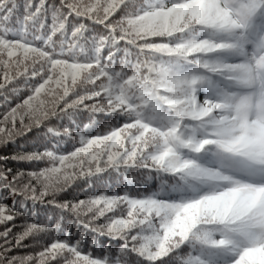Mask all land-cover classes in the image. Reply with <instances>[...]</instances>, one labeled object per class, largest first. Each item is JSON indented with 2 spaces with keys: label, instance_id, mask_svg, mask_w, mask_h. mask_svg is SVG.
Masks as SVG:
<instances>
[{
  "label": "snow or ice",
  "instance_id": "1",
  "mask_svg": "<svg viewBox=\"0 0 264 264\" xmlns=\"http://www.w3.org/2000/svg\"><path fill=\"white\" fill-rule=\"evenodd\" d=\"M130 3L131 0H59V6H52L54 19L51 26H48L45 19L48 11L46 0H39L38 3L28 0L24 15L18 22L20 27L12 28L10 24L17 4L15 0H0V89H4L17 77L27 74V61H31L33 65L32 76L46 73L47 77L34 88V95L0 119V143L6 138L11 141L21 132L31 130L33 125L24 123V114L20 115V127L17 128L18 110L31 108L32 101L42 91L52 95L51 102L57 107L51 111H43L42 116L37 115V126L42 119L55 116L58 112L71 117L81 109L93 115L106 113L128 118V113L132 111L129 107L132 99L126 96L124 85H131L137 80L142 69L148 73L146 81L153 75L159 76L160 83L166 84L164 91L174 95L156 97L152 111L158 114V118L167 121L196 120L198 117L220 113L222 118L216 132L221 137L220 140L198 139L197 133L181 124L179 129L159 132L163 145H153L155 150L150 152L146 143L141 146L146 126L129 118L132 122H125L108 135L87 139L86 147L76 148L70 156H59V163L64 165L70 157L86 155L89 157V164H96L94 172L89 168L87 175L101 173L105 168L118 170L123 164L154 170L157 177L162 173L170 174L184 182L190 177L206 174L210 179L219 178L231 186L220 192L207 193L189 200L182 199L179 202L160 199L155 194L146 198H130L127 195L97 196L90 201L62 207L78 214V210L87 204L88 212L93 213V220L107 218L105 225L93 227L88 223L84 226L101 235L123 240L119 251L125 255L136 254L138 258H142L139 264H155L157 261L166 264L160 258L168 256L173 249L188 244L200 223L202 213H212V218L218 219L226 228L221 234L224 239L220 246L230 251L229 264H244V258L250 252L264 253V195L256 197L257 192L264 193V0H171V6H166L164 0H159L158 3L149 0L145 6L113 23L110 17L118 9L127 8ZM72 17L76 18L77 24L72 26L67 51L62 46L59 53L49 52L34 44V41L39 40L49 44L58 33L64 35ZM83 20L103 25L109 33L92 39L93 53L90 57L84 52L88 37ZM46 28L47 33L44 31ZM29 29L41 34L28 39ZM194 29H198L200 35L185 39L183 34ZM177 34L181 39L173 43L172 37ZM150 37H167L169 42H149ZM67 39L65 35V40ZM120 41H126V45L138 49V53L147 51L168 56L194 67L185 71L180 66L166 64L163 60L158 64L149 59L143 62L138 60L131 65L132 75L125 79L123 71L110 68L115 53L109 50L107 57L101 55L105 46L119 50ZM123 51L125 60L122 61V69L125 63L130 64L127 57L132 54L127 46ZM196 53L214 55L193 57ZM5 55L7 59L3 58ZM78 55L83 59H77ZM40 61L43 63L36 68L35 65ZM21 65H25L23 71ZM101 78H106L107 84L101 82L99 90L93 88L76 91L83 84L95 85ZM151 83L154 85L156 81ZM155 91L153 88L147 94L151 96ZM201 91L205 93L202 103L198 99ZM70 94L75 98L72 99ZM95 98H100V101L86 103ZM160 101L169 109L176 110V116L173 117L171 111L164 113ZM254 107L259 109L262 118L250 123L248 116ZM233 113L235 120L242 121V134L239 136H233L235 124L229 120ZM26 114L31 119L32 113ZM134 128L140 130L134 134ZM48 131L52 132V129ZM65 134H68L67 130ZM226 137L230 139H224ZM125 141L131 144V148L124 146ZM212 145L220 150L216 155L222 167L226 165L244 170L258 177L259 183H241L231 175H221L219 170L210 172L202 168L194 158H185L186 151L199 156L210 150ZM92 146L100 151H89ZM105 154V167H101L100 161ZM45 157L55 159L53 152L47 149L43 153L36 152L17 158L32 161ZM83 163L81 160V164ZM60 171L59 167H52L29 173L28 183H23V173L8 179L11 170H0V190L7 188L13 196L19 194L30 198L34 204L43 203L48 195L54 196L49 183L50 173ZM80 174L85 175L83 172ZM69 179L71 177L65 176L64 182L67 183ZM172 190L175 192L182 189L174 186ZM121 203L127 205V219L108 217L107 214L114 213L116 206ZM21 214L22 209H17L15 201L10 207L0 204V224L11 222ZM141 216L142 218L137 219ZM153 216L158 220V226L153 222ZM138 225H147L150 234H132V230ZM45 231L46 228L35 223L27 225L15 238V245L21 246L25 238ZM9 232L10 230H5L0 233V239L8 242ZM209 238L208 233L203 234L204 241ZM81 243V240L55 241L37 257L28 255L19 258L8 256L12 249L6 244L0 246V264H57L61 254L65 253L64 264H126L122 256L93 258L89 254H82ZM181 264L203 262L188 258L181 260ZM208 264H212V261L209 260Z\"/></svg>",
  "mask_w": 264,
  "mask_h": 264
},
{
  "label": "trees",
  "instance_id": "2",
  "mask_svg": "<svg viewBox=\"0 0 264 264\" xmlns=\"http://www.w3.org/2000/svg\"><path fill=\"white\" fill-rule=\"evenodd\" d=\"M15 2L17 4V9L13 15L10 27L19 28L20 24L18 22L24 15L25 4L28 0H15ZM32 2L38 3L39 0H32ZM148 2L149 0H131L127 8L118 9L110 19L113 23H117L122 18H126L129 14L134 13L137 8L145 6ZM151 2L158 3L159 0H151ZM164 2L166 6H171V0H164ZM46 5L48 8L45 18L46 24L51 26L54 19L52 6H59V0H46ZM82 22L86 25L85 32L88 37V43L85 46L84 52L90 57L93 53L92 39H98L100 35L107 36L109 33L103 25L95 24L90 20H83ZM76 24V18L72 17L70 18L64 35L58 33L52 38L49 44H45L43 40L34 41V44L38 47L45 48L49 52L59 53L62 46L65 51H67L68 41L71 40L70 33L72 26ZM44 31L47 33L48 29L46 28ZM40 34L41 33L29 29L28 39H32L33 35ZM65 35L68 37L67 40H65ZM199 35L200 32L198 29L183 34L185 39H190ZM180 39L181 37L177 34V36L172 37V42L175 43ZM149 40V42L155 43L169 42V38L167 37H150ZM126 46L130 49L132 54L127 57L130 64L125 63L122 69V61L125 60L123 49ZM109 50L115 53V59L110 65V68L115 71H123L125 79L127 76L130 77L132 75L133 69L131 65L135 64L138 60L143 62L145 59H149L157 64L160 60H163L166 64H171L173 66L178 65L185 71L194 67V65L187 64L183 60L178 61L175 58L170 59L168 56H159L158 54L147 51L145 53H138V49L126 45V41H120L119 50L110 49L109 46H105L101 53L102 57H107ZM212 55L214 54L196 53L193 54V57L198 58L200 56ZM193 57H190V59ZM3 58L7 59V56L5 55ZM77 59H83V57L78 55ZM40 63H43V61L37 63L35 67L39 68ZM26 64L28 67L26 75L17 77L4 89H0V119L12 108H16L29 96L34 95V88L40 83H43V80L47 78L46 73L32 76V62L27 61ZM24 67L25 65H21V71L24 70ZM0 74H2V72H0ZM147 76V71L142 69L137 80L131 85H124L126 96L132 99V103L129 105L132 111L128 113V118L106 113H97L93 115L91 112L81 109L71 117L58 112L55 116L42 119L41 123L37 126L35 124V117L37 115L42 116L43 111H51L52 108L57 107L51 102L52 95L44 91L32 101L31 108H21L18 110L16 121L17 128L19 129L20 127L19 117L21 114H24V123H31L33 126L30 131L25 130L21 132V134L15 136L11 141L6 138L4 142L0 143V170H11L8 179H12L13 176L23 173V183H28L29 173H35L52 167H59L61 171L58 173H50L49 183L52 186L54 196L53 194L48 195L45 197L43 203L36 202L34 204L30 198H26L19 194L13 196L7 188L0 190V204L10 207L15 201L17 209H22V214L17 215L13 221L0 224V233H3L5 230H10L8 242L0 239V246L7 244V247L12 249L8 252L9 257L19 258L28 255L37 257L40 252L55 241L74 242L76 240H81L82 243L80 247L82 254H89L93 258H103L105 255H109L113 258L122 256L126 264H139V260L142 258H138L136 254L125 255L119 251L124 243L123 240L101 235L99 232H93L84 226L88 223H91L93 227L105 225L108 222L107 218L100 217L97 220H93V213L88 212L87 204L78 210V214H73L62 206L66 204L70 206L80 201H90L97 196L111 197L124 195L130 198H146L155 194L160 199L179 202L182 199L189 200L199 198L207 193L220 192L226 187L231 186L225 184V182L219 178L210 179L206 174L190 177L187 182H184L178 177H172L170 174L162 173L160 177H157L154 170L149 171L138 166L128 167L123 164L120 165L118 170L105 168L101 173L87 175L89 168L94 172L96 164L94 162L89 164V157L86 155L75 158L70 157L64 165L59 163V156L65 154L70 156V153L76 148L86 147L85 142L87 139L108 135L111 131L122 127L125 122H132L130 119L134 122L138 121L140 124L146 126L145 137L141 141V146L146 143L148 151L150 152L155 150L153 145L158 147L163 145L164 141L159 135V132L179 129L181 124L197 133L198 139H221V137L216 135L219 121L222 118L220 113L198 117L196 120L175 119L174 121H167L159 119L158 114L152 111V106L156 101V97L173 96L174 94L164 91L166 84L160 83L161 77L153 75L148 77L146 81L145 77ZM153 80L156 81L154 85L151 83ZM101 82L107 84L106 78H101L100 81H96L95 85L83 84L79 86L76 91L82 92L84 89L91 90L93 88L99 90V84ZM153 88H155L156 91L153 95H148L147 93ZM70 97L72 99L75 98L72 94H70ZM133 97L135 98L133 99ZM204 97L205 93L201 91L198 94L200 103L203 102ZM99 101L100 98H95L86 103L92 104ZM41 102H43V105ZM160 104L164 113L171 111L172 116H176V110L169 109L163 101H160ZM28 112L32 113L31 119L26 114ZM261 118L259 109L254 107L248 116V121L250 123H255ZM229 120L235 124L233 136L241 135L240 123L242 121L235 120V113L229 116ZM48 129H52V132H49ZM153 129H156V131H153ZM66 130L68 134H65ZM139 130V128L132 129L134 134ZM224 139L227 140L230 138L226 137ZM124 146L131 148V144L127 141L124 142ZM45 149L52 151L55 159L45 157L42 160L28 161L17 158L36 152L43 153ZM88 150L93 152L100 151L96 146H92V148ZM218 151L220 150L215 145H212L210 150L199 156L194 152L189 153L187 151L184 155L185 158H194L200 163L202 168L208 169L210 172L219 170L221 175H231L233 179L239 180L241 183H259L258 177H254L244 170L231 168L226 165L222 167L216 155ZM106 158V154L101 158V167H105L104 162ZM81 160L84 161L83 164H81ZM81 172L85 173V175H81ZM65 176L71 177L67 183L64 182ZM149 176L152 178L149 179ZM174 186H178V188L182 190L174 192L172 190ZM262 195H264V193H256L257 198ZM49 201L52 202L49 203ZM94 210L95 206H93V211ZM107 216L127 219V205L124 203L119 204L116 206L114 213H108ZM140 218H142V216L137 217V219ZM153 222L158 226V220L154 216ZM32 223L46 228L47 231L34 233L25 238L21 246H16L15 238L25 230L27 225ZM142 229L143 232H141ZM225 231V226H223L218 219L214 220L212 218V213H202L200 223L195 229V234L190 238L189 243L181 245L179 249H173L168 256L161 257L160 259L165 261L166 264H181V260L188 258L202 261L203 264H208L209 260L212 261V264H229L231 260L230 251L220 246L221 240L224 239L221 234ZM137 233L148 235L150 231L147 225H138L132 230V234ZM204 233H208L210 236L207 241L203 240ZM129 245H131L130 240ZM64 255H66V253L61 254V258L58 260L57 264H64ZM155 264H160V262L157 261ZM244 264H264V253L250 252L244 258Z\"/></svg>",
  "mask_w": 264,
  "mask_h": 264
}]
</instances>
